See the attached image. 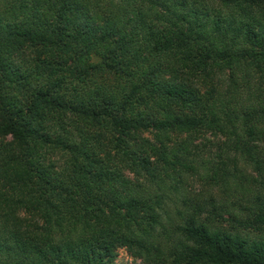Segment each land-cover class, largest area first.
Here are the masks:
<instances>
[{"label": "trees", "instance_id": "obj_1", "mask_svg": "<svg viewBox=\"0 0 264 264\" xmlns=\"http://www.w3.org/2000/svg\"><path fill=\"white\" fill-rule=\"evenodd\" d=\"M119 249L264 264V0H0V264Z\"/></svg>", "mask_w": 264, "mask_h": 264}, {"label": "rangeland", "instance_id": "obj_2", "mask_svg": "<svg viewBox=\"0 0 264 264\" xmlns=\"http://www.w3.org/2000/svg\"><path fill=\"white\" fill-rule=\"evenodd\" d=\"M229 11L230 13L232 12L231 9H229ZM227 75H228L227 71H225L224 74H217L214 77H212V81L219 82L222 79L225 83V80L227 79ZM115 264H140V260L132 258L130 255L127 254V252L124 249H119Z\"/></svg>", "mask_w": 264, "mask_h": 264}]
</instances>
